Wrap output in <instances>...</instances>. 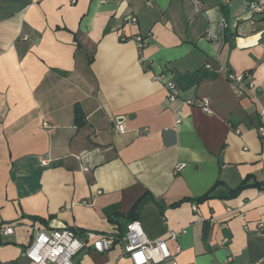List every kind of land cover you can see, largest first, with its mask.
Masks as SVG:
<instances>
[{"label": "crops", "instance_id": "crops-1", "mask_svg": "<svg viewBox=\"0 0 264 264\" xmlns=\"http://www.w3.org/2000/svg\"><path fill=\"white\" fill-rule=\"evenodd\" d=\"M247 1L0 0V264H32L36 228L121 233L137 201L149 239L179 232L177 264H264V13ZM201 98L210 112L184 103ZM75 261L132 264L119 246Z\"/></svg>", "mask_w": 264, "mask_h": 264}, {"label": "built area", "instance_id": "built-area-1", "mask_svg": "<svg viewBox=\"0 0 264 264\" xmlns=\"http://www.w3.org/2000/svg\"><path fill=\"white\" fill-rule=\"evenodd\" d=\"M197 5V0H190ZM247 11L252 15L264 13V0H248ZM131 21L135 19L130 17ZM223 24H220L222 26ZM135 41L141 48L145 43V38L137 35ZM226 79L236 89L248 90L249 86L245 80L250 72L233 73L224 68ZM158 80H165L162 75ZM168 99L174 100L177 97L175 84L171 80H165ZM185 104H196L203 111L210 112L209 102L206 98L197 101L193 99L184 100ZM261 118L264 120V110H260ZM178 122V120H177ZM117 131L124 132L126 129L119 124ZM258 133L264 136V125L257 127ZM48 158H43L40 163L46 165ZM260 223L259 227H263ZM13 223H0V235H10L13 233ZM178 231H169L166 237L149 239L137 220L126 223L125 229L121 233H102L92 230H84L78 233L74 227H61L50 230L36 228L31 240L25 245L22 255L32 264H76L75 257L78 253L89 247L91 250L103 253L115 246H119L124 256L132 264H177L175 253L178 246L172 251L169 243L176 244Z\"/></svg>", "mask_w": 264, "mask_h": 264}, {"label": "trees", "instance_id": "trees-1", "mask_svg": "<svg viewBox=\"0 0 264 264\" xmlns=\"http://www.w3.org/2000/svg\"><path fill=\"white\" fill-rule=\"evenodd\" d=\"M76 115H77V118H78L79 117V113H77V111H76ZM248 181H249V176H247L246 178H244L236 188L230 189L228 191V196H233L236 193H238L241 189H243V188L247 187L248 185H250L248 183ZM258 187H260V188L264 187V181L261 182L260 184H258ZM206 197H208V194H204V195L199 196V197H197V198H195L193 200L196 201V202H198V201H202ZM185 200H192V198H181L180 200H178L176 202H173L170 205L176 206V205H178L179 203H181L182 201H185ZM138 202L139 201H137L134 204V206L132 207V209H131L132 212H134V210H135L136 205L138 204ZM104 212H105L106 215H110L112 213V207L111 206L106 207L104 209ZM130 212H128V214H127V221H126V223L129 222V221L135 220V217L132 215V212L131 213ZM34 219L41 220V218H38V217H34ZM77 231H78V233H81L82 232L80 230H77Z\"/></svg>", "mask_w": 264, "mask_h": 264}]
</instances>
